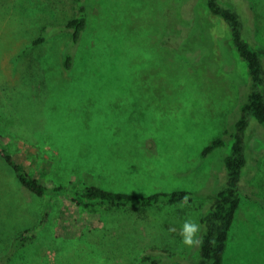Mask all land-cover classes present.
I'll return each mask as SVG.
<instances>
[{
	"label": "rangeland",
	"instance_id": "obj_1",
	"mask_svg": "<svg viewBox=\"0 0 264 264\" xmlns=\"http://www.w3.org/2000/svg\"><path fill=\"white\" fill-rule=\"evenodd\" d=\"M76 1L0 0L1 138L47 184L70 185L77 176L137 194H196L151 206L84 208L63 196L36 195L0 154V255L26 230L33 237L10 264H142L147 253L192 252L197 244L183 243L184 224L199 226L210 193L227 181L228 147L202 152L239 117L247 62L234 51L232 64L222 43L231 30L206 0H84L87 27L72 49L62 26ZM232 1L247 16L249 0ZM250 1L255 38L264 44V0ZM192 9L212 32V50L199 39L201 30L180 37L192 27ZM46 32V41L32 45ZM245 139L242 201L225 264H264V255L252 261L253 250L264 248V208L248 197L264 196V125L253 121ZM159 258L158 264H187Z\"/></svg>",
	"mask_w": 264,
	"mask_h": 264
},
{
	"label": "trees",
	"instance_id": "obj_2",
	"mask_svg": "<svg viewBox=\"0 0 264 264\" xmlns=\"http://www.w3.org/2000/svg\"><path fill=\"white\" fill-rule=\"evenodd\" d=\"M212 16L220 20L231 30V37H220L226 51L229 54L232 64L236 62L234 51L240 58L247 62L248 79L243 84L241 93V103L239 105V117L234 123L227 127L222 135L214 137L204 148L202 156L206 157L211 152L228 147V152L224 157V168L227 174V181L224 185L210 193V206L203 213L199 220L200 238L199 243L195 245L194 250L186 252L168 251L159 253H147L141 257L142 264L153 261L158 264L159 257L167 256L172 261H186L187 264H225V256L231 228L234 225L238 209L241 205L242 197L239 188V182L246 171L247 164V129L253 121L264 125V44L256 38L255 13L252 2L249 0L247 6V16L237 11L235 2L232 0H206ZM76 13L70 18L62 29H66L71 34L68 45L74 48L78 45L81 37L87 27V9L84 0H77L75 4ZM192 19V27H185L181 38L194 34L195 28L203 32L199 39L211 48L215 41L211 30L203 26L200 22V15L192 9L187 12ZM194 22V24H193ZM216 29V28H214ZM200 32V31H199ZM49 34L41 33L39 37L32 41V45L41 44L46 41ZM202 43V42H201ZM30 45L28 48H30ZM212 45V46H211ZM219 45V44H218ZM27 48V49H28ZM222 52V48L220 47ZM224 49V48H223ZM202 55V54H201ZM74 52L70 49L65 54V65L71 68ZM213 56V57H212ZM224 58V54L222 52ZM215 59L214 52L208 58L211 62ZM203 59V58H202ZM216 60V59H215ZM214 60V61H215ZM226 67V66H224ZM259 149V148H258ZM0 154L5 161L12 167L20 183L38 196H47L53 199L57 196H63L78 206L84 208L105 207L108 209H123L131 205L151 206L162 201H183L192 198L196 192L175 189L171 191H156L150 194H137L124 190H113L103 187L97 181L74 177L70 185L62 183L47 184L40 177L30 172L22 160L17 159L11 152L8 145L0 136ZM248 197L256 201L264 208V196L248 193ZM46 204L45 209H49ZM43 213L41 223L46 220L47 214ZM28 231V230H26ZM26 231L20 232L14 241L10 252L0 255V260L4 259L5 264H10L15 251L24 246L33 235ZM14 249V250H13ZM166 252V251H165Z\"/></svg>",
	"mask_w": 264,
	"mask_h": 264
},
{
	"label": "clouds",
	"instance_id": "obj_3",
	"mask_svg": "<svg viewBox=\"0 0 264 264\" xmlns=\"http://www.w3.org/2000/svg\"><path fill=\"white\" fill-rule=\"evenodd\" d=\"M198 226L196 224L185 222L183 231L181 235L183 236V243L192 246L193 244H198L199 240H194L193 237L198 231Z\"/></svg>",
	"mask_w": 264,
	"mask_h": 264
},
{
	"label": "crops",
	"instance_id": "obj_4",
	"mask_svg": "<svg viewBox=\"0 0 264 264\" xmlns=\"http://www.w3.org/2000/svg\"><path fill=\"white\" fill-rule=\"evenodd\" d=\"M260 205V204H259ZM237 217V216H236ZM236 220V219H235ZM235 223V222H234ZM231 235V232H230ZM230 239V236H229ZM229 242V241H228ZM227 249H228V245H227ZM251 250V249H250ZM227 253V250H226ZM254 255L252 254V261H257V259H261V256L264 255V248L260 249V248H256L253 250ZM226 259V256H225Z\"/></svg>",
	"mask_w": 264,
	"mask_h": 264
}]
</instances>
